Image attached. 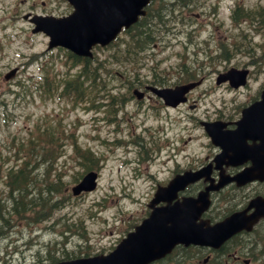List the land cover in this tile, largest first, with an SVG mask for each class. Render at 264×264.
Wrapping results in <instances>:
<instances>
[{"label": "rangeland", "instance_id": "374dc122", "mask_svg": "<svg viewBox=\"0 0 264 264\" xmlns=\"http://www.w3.org/2000/svg\"><path fill=\"white\" fill-rule=\"evenodd\" d=\"M215 0H200L197 6L188 8L187 12L192 17L189 23H184L187 29H191L193 39L191 46L186 49L175 44L177 39L187 41L186 32H168L163 41L170 40L173 44L165 47L149 49L150 58L147 64L155 61L159 68L164 70L166 75L170 74V82L177 80L186 73L181 62H186L193 71L198 74H205L207 80L203 87H207L214 71L228 68L229 66H239L245 64L251 69L249 87L231 90L227 85H220L200 97V104L194 111H189L186 106H182L178 111L171 110L162 114H169L171 120L179 119L188 111L197 116H204L206 113L212 114L218 105L219 109L228 110L242 102L253 88L264 78V0H217L219 2L217 12L213 14L211 7ZM238 3L242 9L238 11V19H233L230 15L231 8L227 3ZM206 10V14H202ZM177 13V12H176ZM194 14L199 15V19L194 18ZM193 22L192 24H190ZM209 22V23H208ZM181 26L180 22H178ZM199 24H201L199 26ZM194 26V27H193ZM212 32V33H211ZM14 34V33H13ZM12 30L8 28L6 33L0 31V42L6 47V52L11 60H20L17 54L23 52L25 63L33 52L41 53L45 48L43 42L45 38L41 35L32 36L29 40L21 42L17 38L10 39ZM16 35V34H14ZM208 46V47H207ZM223 46L228 47L226 51ZM180 51L178 54L175 52ZM59 53L53 52L56 63H59ZM186 54L184 58L181 54ZM220 53L219 55H217ZM15 56V57H14ZM43 58V56H42ZM8 58L4 59L0 65L3 71ZM41 58L28 64L19 75L32 76L40 73L38 63ZM187 67V70L190 69ZM148 66L142 65L141 73H148ZM13 85L8 83L0 84V99L7 100V109L10 112L6 115L7 121L0 120V151L4 155L5 148L12 143L18 144L20 137L27 138L28 131L32 126L44 117L52 118L54 121L63 120L67 132L72 133L74 139L91 149L99 151L108 158L107 165L101 166V176L98 185L92 191L84 193L77 198H63L66 188L73 182L76 172L81 170L80 164L71 158L73 154L71 139L65 140L64 154L58 158L57 170L60 171L64 181L63 189L57 193L55 199H61L57 208L52 210L54 201L50 198L49 191H32L26 189L24 195L20 190H14L11 196L5 198L7 186L1 178L2 167H5V160L0 158V264H27L22 260H30L34 250L49 249L54 244H61L64 241L66 249L77 251L100 249V246H108L115 239H118L129 230L130 223L142 218L145 214V204L150 197L149 187L143 178H139L131 184V176L136 172L139 176L148 173L154 176L160 174L161 156L156 155L149 163L148 171L136 168L133 151L134 144L120 143L109 145L104 144L101 137L108 134L113 124L107 121L103 112L99 114L95 111H81L70 109L64 100L41 99L38 96L32 97L28 101L18 102L17 98L9 91ZM200 89L192 92L191 96L198 97ZM29 98V97H28ZM27 99V97H25ZM158 103L150 101L141 106L137 112L135 121L145 117L149 124L157 123L156 111ZM119 114L118 116H120ZM104 116L105 118L102 119ZM179 125H185L183 119L178 121ZM187 130L193 135V139L186 150L193 152L199 150V145L207 141L205 133L196 126ZM40 131V129H39ZM183 130L177 129L176 137L183 134ZM38 132H35V135ZM167 139V138H166ZM169 139V138H168ZM175 144V143H174ZM11 148V146H10ZM199 150L205 151L203 146ZM160 154H165L163 151ZM3 160V161H2ZM110 167V168H109ZM165 174V173H164ZM41 173L38 177H41ZM153 180V179H151ZM40 185L33 186L39 189ZM68 194V192H67ZM25 197V198H24ZM45 209L49 213L47 218L34 222L32 218H20L27 210ZM36 244V245H35ZM47 246L45 247V245ZM19 250H23L22 253ZM7 253V255H6ZM23 255V257H22ZM7 256V258H5Z\"/></svg>", "mask_w": 264, "mask_h": 264}, {"label": "flooded vegetation", "instance_id": "af4514ba", "mask_svg": "<svg viewBox=\"0 0 264 264\" xmlns=\"http://www.w3.org/2000/svg\"><path fill=\"white\" fill-rule=\"evenodd\" d=\"M149 4L156 8L151 11L156 16L160 12V9H157L159 7L158 0H151ZM149 4L146 6L147 14H149ZM71 10L72 6L66 0H0V12L7 13L10 18H23V22L28 23L29 28L32 24L25 18L29 15L65 16ZM169 10V8H165V11L169 12ZM143 16H139L135 23L123 28L121 32L131 33L144 30L146 32L155 20H147ZM120 76V85L125 89L126 97H130L129 102L136 100L134 89H138L144 92L140 99L143 104L155 101L160 105V108L165 110H175L184 105L169 107L164 104L161 98L155 96L147 88L150 85L173 86L177 83L174 81L170 82L164 75L148 72L145 75L123 73ZM212 82L214 85L208 86L205 89L206 91H210L215 85L221 84L216 83L214 79ZM188 100L191 101V103L187 104L188 107L195 102V99L189 93ZM124 108L126 112H130L133 106L127 105ZM236 109L238 108H235V112H226L217 108L212 114L206 113L202 119L220 120L226 123V128H233L234 121L238 117ZM119 111L122 112L124 110L120 109ZM188 117L197 119V122L201 120L198 116L188 115ZM246 141L247 143L257 142V140L253 141L251 139H246ZM207 146L208 150L203 155L195 158L184 155L183 162H180L179 154H173L170 157L172 162L168 175L172 176L186 169L194 170L209 164V177L212 183H215L220 175L227 177L216 190L210 191V202L197 218L198 221L202 220L206 226L219 225L216 232L222 233L223 236L213 245L177 244L172 250L151 260L148 264H264V178H259L258 176L243 182L232 179V176L250 166L251 162L249 160H244L240 164L223 162L216 166L213 158L220 151V147L214 145L210 139H207ZM253 174L258 175L256 172ZM160 182L164 183L162 180ZM209 183L210 180L201 178L187 185L182 193L195 196L199 190L204 189ZM229 224H235L237 227L227 232L226 229ZM113 247L114 243L108 249L104 248L101 251L79 248L77 251L72 252L71 250L68 254L64 249H40L33 251L32 258L30 260L23 259L22 263L53 264L78 256L103 254L110 251Z\"/></svg>", "mask_w": 264, "mask_h": 264}, {"label": "water", "instance_id": "95a60500", "mask_svg": "<svg viewBox=\"0 0 264 264\" xmlns=\"http://www.w3.org/2000/svg\"><path fill=\"white\" fill-rule=\"evenodd\" d=\"M74 4L75 10L69 16L66 29L64 28V23L59 20L40 22L41 26H44L51 37V44H65L70 47L72 50L80 53H87L88 49V38L93 41L95 39L104 43L107 42L118 30L121 24H129L136 18V14L139 11L138 8L145 4L147 0H111L115 4V9L111 14H109V24L110 27H99L93 26L91 29L84 27V24H81L82 16L85 17H94L91 11L90 3L92 0H69ZM98 2H107V0H97ZM125 5L127 8H124ZM89 12H84V11ZM75 19L78 21V25L75 24ZM83 20V19H82ZM85 21V19H84ZM83 23V22H82ZM74 24V25H72ZM62 33V34H61ZM246 70H237L234 68L229 69L227 72L220 75L219 79L229 78L230 82L233 85H238L239 83L244 82L246 75ZM191 86V85H189ZM188 86H180L174 89H163L159 90L158 93L161 94L166 100L173 101V103L178 102L183 94L187 90ZM175 94L178 97H175ZM172 103V102H171ZM172 103V104H173ZM257 123H264V89L261 93V99L251 103L249 106L242 109V117L237 121V129H248L249 126ZM238 134L233 135L231 138L236 137ZM214 138V136L212 135ZM215 139V138H214ZM95 175L93 172L86 173L82 179L72 187L74 193H78L80 190L92 189L95 185L94 181ZM186 177L182 181L188 180ZM176 189V186L170 188L165 194L164 197H171L172 192ZM158 192L156 193V197ZM159 198V197H158ZM184 207H188V204H185ZM183 207V208H184ZM156 210H153L149 218L144 220L140 225L136 227L134 232L127 234V237L124 238L117 246L114 251V264L121 263L120 256L121 251L131 250L130 257L133 260L139 261V264H144L149 258L154 257L158 253V245L161 243L160 235V224L156 220ZM179 236L175 235L174 240ZM165 241V240H164ZM131 244L132 247H128V244ZM97 258H78L70 260L67 262H61L59 264H94Z\"/></svg>", "mask_w": 264, "mask_h": 264}, {"label": "trees", "instance_id": "16d2710c", "mask_svg": "<svg viewBox=\"0 0 264 264\" xmlns=\"http://www.w3.org/2000/svg\"><path fill=\"white\" fill-rule=\"evenodd\" d=\"M148 35H150V32H145V30L144 31H141V33H137V39H138V41H141V42H144V39L148 36ZM68 85V89L70 90V91H72L73 93L76 91V90H78V89H76L75 88V84H67ZM78 88V87H77ZM89 87H86V86H80L79 87V89H81V90H83V89H88ZM76 89V90H75ZM73 90H75V91H73ZM64 91H67V90H64ZM45 133H46V135H49L50 134V132L49 131H47V130H45ZM18 175V174H17ZM9 180L10 181H13V177L11 176V175H9ZM20 181L18 182V184L17 185H14V187H13V191L14 190H20L21 191V194L19 195V196H21V195H24V193L26 192V187L25 186H23V184H25V180H27V175H23L22 177H20V179H19ZM9 185L11 186V182H9ZM25 198V197H24Z\"/></svg>", "mask_w": 264, "mask_h": 264}, {"label": "bare ground", "instance_id": "6f19581e", "mask_svg": "<svg viewBox=\"0 0 264 264\" xmlns=\"http://www.w3.org/2000/svg\"><path fill=\"white\" fill-rule=\"evenodd\" d=\"M231 137V135L228 136V138Z\"/></svg>", "mask_w": 264, "mask_h": 264}]
</instances>
